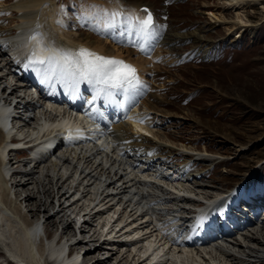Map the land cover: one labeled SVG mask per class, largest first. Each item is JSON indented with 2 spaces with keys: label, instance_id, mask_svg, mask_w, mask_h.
<instances>
[{
  "label": "bare ground",
  "instance_id": "1",
  "mask_svg": "<svg viewBox=\"0 0 264 264\" xmlns=\"http://www.w3.org/2000/svg\"><path fill=\"white\" fill-rule=\"evenodd\" d=\"M223 1L231 8L242 7L244 3L242 0ZM133 4L137 6L138 2ZM10 8L20 12V25L17 24L19 28L25 24L30 25L37 12H39L38 22L42 23L44 19L46 23V28H40V34H34L36 40L31 39L27 42L22 40L20 44L16 37H8L10 31L0 30V37H6L0 42L2 46L10 48L12 56L21 55L25 45L33 41L36 44L39 41V47L44 50L43 41L49 46L50 41L57 45H67L68 42L75 45L80 41L73 33L65 32L55 26L52 19L57 5L52 0H15L8 8L6 7V9ZM207 15L213 13L208 12ZM236 19L239 25L244 24L242 18L237 16ZM168 37H171V34H168ZM85 38L88 39L90 46L101 51L108 50L102 40H93L88 36ZM196 38L201 39L202 35L198 34ZM164 40L169 44L166 39ZM146 41L148 39L140 38L139 44ZM123 52L119 51L117 55H122ZM125 52L130 57V51ZM202 53L206 55L207 51L204 50ZM4 55L0 45V62L5 69L7 65ZM140 62H137L139 67L144 68V64ZM32 72L38 73L31 68L28 73ZM144 72L142 70L141 78L144 77ZM8 78L13 82L11 77ZM3 80L1 81L0 77V82L3 83L0 84V109L5 112L7 110L5 102H8L14 90L9 91L10 83L6 78ZM51 94L55 96L54 91ZM151 98L158 99L153 94ZM149 100L146 102L145 98L143 102L144 111L147 112L154 109ZM20 101L24 103L21 106L25 111H28L29 105L31 106L28 101L40 104H36L35 112L31 110L23 113L27 123H32L33 126L21 121L16 122V125L13 122L6 123L5 119L0 121V248L16 264H49V262L83 264L84 255L88 256L92 252L85 251L81 255L82 251L77 249L79 253L75 250L76 246L79 248L87 244L85 240L83 241L85 237H82L85 229L80 226L83 221L73 220L72 215L77 208L78 213L87 214V220L98 221L95 229L98 228L101 236L105 235L112 239L107 243L110 248L107 250L109 258L106 261L109 263L111 259H115L111 252H115L118 256L120 252L125 251V255L135 256L134 258L130 256L133 258V264L139 259L145 264H264V226L252 228L248 235L239 233L237 239L230 238L232 241H217L216 245L212 243L191 247L185 243L196 236L193 232L181 234V228L188 221L186 217L190 214L188 208L196 205L198 201L196 198L217 199L227 191L222 193L223 191L214 190L208 193L203 191V188H197L198 185L195 184L200 173H193L190 169L184 171L187 164L191 166L193 162V155L186 151L188 148L161 141L157 133L142 125L143 120L139 122L134 118L129 124L113 126L112 130L118 134L112 133V138L99 139L95 129H91L87 135L97 140L101 147L103 146L102 151L89 142L79 144L77 141H72L59 155L49 158L48 148L51 145L45 144L34 152L35 157L41 156L40 163H36L35 160L30 163L18 159L17 165L11 164L9 159L14 156L10 152L6 154V151L10 146L8 139L13 134L32 142L43 143H46L52 134L63 133L64 129L73 131L81 137L85 134L82 129L85 119L75 117L69 111L66 114L61 113L65 112L63 105L57 106L40 100L36 90L24 93L20 96ZM33 114L37 115L36 121L34 117L30 120ZM127 119H130L129 115ZM63 127L77 128V130ZM141 132L151 134L156 141L148 139ZM189 150L195 152L197 160L212 162V157L204 156L207 153ZM174 155L184 160L171 174L173 178L170 179L165 176L170 172L167 168L169 166L164 165L172 163ZM155 157L162 166L152 169L153 165L150 162L155 161ZM135 162L141 163L132 165ZM189 195L197 197L190 198ZM209 206L200 210L198 217H201ZM68 210H71L69 215ZM30 215L31 218L36 217L31 220ZM52 218H55L57 227L50 232L51 236L48 238L46 223L54 222ZM75 224H79V227L75 226L77 230L74 229ZM69 226L71 231L70 229L68 231ZM74 231L78 232L73 233ZM94 234L95 231H92L90 236L93 237ZM97 239L98 237L94 241L97 242ZM60 240L61 243L58 244ZM73 241L77 242L73 249L76 254L69 258L65 255V250ZM117 242L123 243L120 245ZM115 246H118L117 250ZM96 263L100 262L96 261Z\"/></svg>",
  "mask_w": 264,
  "mask_h": 264
},
{
  "label": "rangeland",
  "instance_id": "2",
  "mask_svg": "<svg viewBox=\"0 0 264 264\" xmlns=\"http://www.w3.org/2000/svg\"><path fill=\"white\" fill-rule=\"evenodd\" d=\"M13 1L6 0L1 5L7 6ZM65 1L59 0V3L67 5ZM142 1L153 4L159 13L166 5L170 30L165 39L174 44L167 56L182 57L179 61L157 64L163 87L158 95L162 101L156 107L159 99H155L156 103H151V107L157 115L161 114L158 111L168 115L167 118L161 117L159 138L181 147L187 146V152L192 147V150L206 151L213 156L212 162H194L192 168L202 173L196 187L203 188V191H226L222 189L232 186L256 164L260 168L256 184L264 186V0H242V7L234 8L223 0ZM208 12L213 15L208 16ZM237 16L244 20L242 26L237 23ZM0 18L6 28H12L17 22L14 14L6 16L1 13ZM198 34L202 35L201 39L196 38ZM175 40H178L176 44ZM204 50L207 56L202 53ZM196 51L199 52L196 54ZM19 155L23 159L25 153ZM72 216L78 222L83 221L80 226L85 229L84 239H90L88 245L95 243L100 235L98 228L95 229L98 221L87 220V214L78 213V208ZM35 217L30 215L29 219ZM53 221L46 223L48 238L57 227L55 218ZM69 229L71 231L70 226ZM92 231H95L93 237L90 236ZM101 245L100 252L108 250V244ZM1 250L0 264H16L10 262ZM124 252L118 256L112 253L115 259H111V263L106 259L96 264H115L117 259V264H133L135 256L130 255L131 258ZM96 254L84 255V261L95 258Z\"/></svg>",
  "mask_w": 264,
  "mask_h": 264
},
{
  "label": "snow or ice",
  "instance_id": "3",
  "mask_svg": "<svg viewBox=\"0 0 264 264\" xmlns=\"http://www.w3.org/2000/svg\"><path fill=\"white\" fill-rule=\"evenodd\" d=\"M95 7V6H93ZM145 13L143 17L129 16L121 20L124 15L120 10H103V16L106 18L105 28L116 29L123 25L129 33L135 30V34L144 40L153 39L156 32L152 31L153 17L147 8L142 9ZM135 20V24H133ZM31 39L36 40L34 35ZM129 44L138 46L144 51V45H136L135 41L129 40ZM34 49L29 55L26 67H32L40 73L46 81H55L70 91L78 90L82 81L92 84L96 87V92L89 103H93L97 97L103 95L106 100H111L113 92H128L141 83L136 74V69L123 60L115 57H105L94 53L87 48H79L75 51L56 49L44 55V48ZM207 224V217L196 218L192 225V230L202 229Z\"/></svg>",
  "mask_w": 264,
  "mask_h": 264
}]
</instances>
